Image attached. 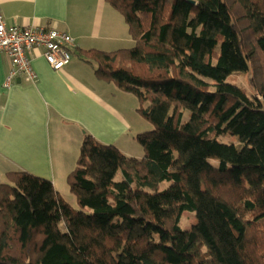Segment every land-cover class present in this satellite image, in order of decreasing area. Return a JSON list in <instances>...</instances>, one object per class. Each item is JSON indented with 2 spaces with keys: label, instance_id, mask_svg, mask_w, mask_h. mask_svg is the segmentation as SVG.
I'll list each match as a JSON object with an SVG mask.
<instances>
[{
  "label": "trees",
  "instance_id": "trees-1",
  "mask_svg": "<svg viewBox=\"0 0 264 264\" xmlns=\"http://www.w3.org/2000/svg\"><path fill=\"white\" fill-rule=\"evenodd\" d=\"M104 1L134 46L86 54L153 126L135 135L143 156L84 135L66 178L79 210L50 181L8 173L0 264H264V0ZM248 72L253 99L226 83Z\"/></svg>",
  "mask_w": 264,
  "mask_h": 264
},
{
  "label": "crops",
  "instance_id": "crops-1",
  "mask_svg": "<svg viewBox=\"0 0 264 264\" xmlns=\"http://www.w3.org/2000/svg\"><path fill=\"white\" fill-rule=\"evenodd\" d=\"M0 10L8 25L51 28L74 39L72 60L58 72L48 66L42 49L31 52L33 84L16 79L4 88L11 63L0 54V184L10 172H26L50 181L71 206L76 199L66 178L84 135L127 157L143 156L129 145L136 141L135 128L123 92L97 78L86 54L124 48L120 44L130 43L129 31L104 0H0Z\"/></svg>",
  "mask_w": 264,
  "mask_h": 264
},
{
  "label": "built area",
  "instance_id": "built-area-1",
  "mask_svg": "<svg viewBox=\"0 0 264 264\" xmlns=\"http://www.w3.org/2000/svg\"><path fill=\"white\" fill-rule=\"evenodd\" d=\"M74 39L67 33L41 26L8 25L0 10V54L11 63L3 87L9 88L16 79L35 83L37 76L32 68L31 52L40 48L48 66L55 72L64 69L72 60Z\"/></svg>",
  "mask_w": 264,
  "mask_h": 264
},
{
  "label": "rangeland",
  "instance_id": "rangeland-1",
  "mask_svg": "<svg viewBox=\"0 0 264 264\" xmlns=\"http://www.w3.org/2000/svg\"><path fill=\"white\" fill-rule=\"evenodd\" d=\"M116 11V10H115ZM118 12V11H116ZM117 14H119L122 22H124L123 24H125L127 30H128V26L124 21V18L122 17V15L118 12ZM121 22V23H122ZM127 38L129 40L130 43H123L120 44V47H124L122 49H129L132 48L134 46V41L131 38L129 32L127 35ZM132 40V41H130ZM205 79V78H204ZM210 85H214L215 82L210 80V79H205ZM226 83L228 84H232L234 86H237L239 88H241L242 90L245 91L246 95L248 96V98L253 99L254 97L258 96V92L256 91V89L253 88L252 86V82H251V74L248 73H235L231 76H229L226 79ZM112 89H116V86L113 83H110ZM123 92V98H124V102H123V106H125L128 109L129 115L133 118V126L135 128V131L133 133H135L134 135H138L141 133H145V132H149L153 129V126L145 121V119H143L139 113L137 112V110L141 107V105L139 104V101L137 100V98L128 92ZM120 94H122L120 92ZM144 107L147 106V103L143 105ZM217 140L219 142L225 143V144H237V140L235 137H232L230 135H225V136H221L218 137ZM130 146H132L133 148H135V150H139L140 152H142V148L140 147V145L134 141V143L129 144ZM212 164L216 165L215 161H210ZM121 179V173L120 171L116 174L115 176V181H119ZM7 181V180H6ZM4 181V182H6ZM169 186L168 182H163L160 184V190H164ZM71 207L74 210H79L78 205L76 203H73L71 205ZM197 223V219L196 216L193 212H184L181 215V219H180V227L182 230H190L192 228V226H194Z\"/></svg>",
  "mask_w": 264,
  "mask_h": 264
}]
</instances>
